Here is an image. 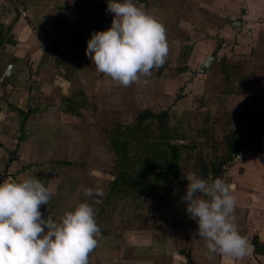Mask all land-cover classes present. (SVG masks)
Segmentation results:
<instances>
[{"label": "rangeland", "instance_id": "1", "mask_svg": "<svg viewBox=\"0 0 264 264\" xmlns=\"http://www.w3.org/2000/svg\"><path fill=\"white\" fill-rule=\"evenodd\" d=\"M4 2L9 5L0 3V6L6 8L10 15L13 14V21L9 23L12 30L8 35L11 39L16 38L13 33V23L21 17L26 19L32 29L23 46L2 51L3 63H7L10 56L17 54V56H23L22 52H26L22 57L26 67L30 69L35 67V71L29 73L31 82L25 86L30 94L27 96L22 90L15 89L21 93L19 92V95L14 98L13 106L25 109L27 107H24L23 103L28 106L27 100H30L37 109L36 115L29 117L25 128L24 126L20 128V113L18 111L15 113L10 120L13 127L7 137L6 141L9 142L7 145L12 148L19 142L28 140L32 146L30 148L34 149L39 157H36L34 162L29 161L27 165L34 164L37 167L36 172L45 161L44 158H48L46 154L49 155L52 150L57 152L54 155L59 157L58 163L68 158L70 167H65L63 174H60V169L64 165L58 164L59 179L56 193L61 192L60 195L65 196L68 200L66 203L73 204L72 207L87 197L82 191L83 187L102 188V196L92 195L94 202L103 207L96 212L97 222L101 231H109L117 236L123 234L121 238L124 255L129 256V249L124 246L128 236L125 233L133 231L132 234L139 235L141 231H149L155 236L157 242H170L171 251L174 249L179 255L188 253L195 262L199 261L201 264H213L212 257L208 256L209 251L206 254L202 252L205 240L199 238L198 223L190 217L186 210L187 202L181 197L185 194L189 183L185 178L188 173L196 172L209 180L218 177L214 174H204L201 168L202 160L215 161L225 156L229 152V141L233 143L234 140V144L241 145L237 143L236 138L239 135L243 137L242 130L238 127L245 125L246 113L229 111L225 105V97L221 98L224 102L219 103L220 99L216 94L217 91L224 90L227 85L223 70L225 62L223 63L222 60L217 67L212 68L207 77L203 75L204 73L201 75L198 73L196 76L191 74L188 75L189 79L185 78L186 85L185 82H180L184 80L181 74L191 69L186 63V57H193L194 47L200 44V41L196 39L193 46L189 45L193 39L185 32L180 34L178 40V44H183V54L179 64L176 62L178 50L171 48L174 54L166 58L167 62L154 67L148 75L141 74L138 81L124 86L108 74L99 72L85 51L93 30H103L112 24L115 14L107 11V0H4ZM135 3L150 13V9H158L162 1L157 0L153 4V1L144 3V0H137ZM20 8L26 12L25 16H21ZM154 17L162 23L160 16ZM174 22L173 26L176 27ZM15 45H17L16 41ZM19 51L22 52L19 53ZM221 73L223 75L218 79L220 83L215 85L214 80ZM35 74L36 77L41 76V78L37 80V83H32L36 79L32 77H35ZM194 77L201 80L200 85H203L204 78L207 83L195 94L192 92L194 86L187 90V86L193 82ZM113 93L116 94L113 95ZM21 99L24 101L21 102ZM70 110H75L78 114L71 115L68 112ZM144 110H151L157 115L167 111L169 116L164 120L169 122L172 129H179L185 134V138L176 143L183 146L195 144L197 149L184 150L185 160L182 161L179 178L176 181L163 179L157 185V190L151 193V197L136 200L129 197V193L126 192L128 187L123 181H119L117 190L112 189L116 173V156L109 135L112 130L123 126H134L136 131L139 130L136 118ZM262 118L261 115L255 122L262 124ZM50 124L52 128L47 127ZM144 125H148L149 128L140 127L138 131L140 139L144 140V137L148 135L149 138L146 140L148 142L152 140L154 134L159 135L160 121L158 119L146 120ZM254 126L257 124L254 123ZM51 136L52 141L48 140ZM243 140L246 141L243 138L240 142ZM135 145L139 146L138 141ZM45 146L51 149L47 153L44 151ZM5 147L4 143H0V148L6 150ZM16 148L13 147L11 151L6 150L10 155L7 152L0 158L1 175L10 177L12 175L13 178L19 175L18 172L15 175L17 168L12 161V159L17 160ZM139 152V148L133 146V160ZM23 162L26 163L25 160ZM143 162L147 165L148 160L144 158ZM235 163V160L229 163L227 168H234ZM138 165L142 166V163L138 162ZM55 169L58 170L57 167ZM50 170L54 171L53 168ZM230 171L224 169L219 177H223L230 183L232 180ZM54 200V197L50 199L47 210L52 212L53 218L60 219L68 210L74 209L61 207V202ZM161 209H164L166 213L165 218L160 216ZM101 238L103 242H109L100 236ZM196 252L197 255H193ZM217 258L216 264L224 262L225 258L221 257L222 260L220 257ZM214 261H216L215 256Z\"/></svg>", "mask_w": 264, "mask_h": 264}, {"label": "crops", "instance_id": "2", "mask_svg": "<svg viewBox=\"0 0 264 264\" xmlns=\"http://www.w3.org/2000/svg\"><path fill=\"white\" fill-rule=\"evenodd\" d=\"M152 1L154 4L157 0H144V3ZM159 1H162V4H160L158 9H150V14L161 16L162 23L166 24L164 26L166 28L168 26L166 29L169 43L167 57L170 58L171 54H174L170 50L171 48L177 49L178 59H176V62L180 63L179 59L183 54V44H178L180 34L186 32L192 36L193 41L189 44L191 46H193L194 40L198 39L200 41V44L194 47V51L198 50L199 53L192 51L194 56L186 57V63L191 69L181 74L184 80H180V82H185L186 85L185 78L188 77L189 79L188 75L192 74L196 76L198 73L201 75L202 68L206 67L207 63H210L203 74L207 77L211 73V69L217 67L223 60V63L225 62L223 70L224 74L226 73L227 85L224 90H219L216 93L220 99L219 103L224 102L221 98L225 97V105L229 111L246 113L244 117L246 120L245 125L238 127L242 130L243 137H240L238 134L239 137L236 138L238 144H244V151L235 157V167L227 169L231 170L230 175L232 180L230 184L234 185L233 192L237 198L234 211L235 222L240 232L247 238L248 251L240 257L224 255L219 252L210 253L208 256L212 257L213 264L218 262L217 257H220L221 260L225 258L221 264H254L256 262L264 264V0ZM7 2L10 4L9 1ZM0 3L9 5L5 4L4 0H0ZM0 16V24L5 27L10 26L9 23L13 21V14L10 15L6 8L0 6ZM19 20H15L13 23V33L16 35V38H13V40L17 42V45L10 46L9 44H5L4 46H0L1 85L4 91L8 90L9 94L11 93L6 102L0 100V143H4L5 149L8 151H11L13 147L16 148L18 145V148H16L18 153L16 154L17 160L12 159V161L16 164L17 168L15 175L18 172L20 176H16L13 180H23L28 176L36 175L53 189L52 198H55L54 201H60L61 207L75 208L76 206L72 207L73 204L66 203L68 200H66L65 196L60 195L61 192L56 193L59 179V174L57 173L59 172L58 164L60 166L64 165L60 169V174H63L65 167H70L69 163L66 164L69 161L68 158L62 160L64 163H61V160L58 163L59 157L54 155L57 152L55 153L52 150L49 155L46 154L48 158H44L45 161L41 163L42 166L36 172L35 169L37 167L34 164H31V166L27 165L30 163L29 161L32 160L34 162V159L36 160V157H39L34 149L30 148L32 146L28 140L23 143L19 142L12 148L7 145L9 142L7 143L6 140H8L7 137L10 135V130L13 127L10 120L13 119L18 109V106H13L15 103L14 98L19 95V92L15 89L22 90L28 96L30 92L28 89H25V86L28 82H31L29 80L31 78L29 73L35 71V67L33 68L32 66L34 70L26 67L25 60H22L26 52L19 51V53H24L23 56H17V54L10 56L11 58L7 59V63L2 62L4 59V55H2L3 49L9 51L11 47L23 46L24 41L28 40L29 33L32 31L26 19L21 17ZM173 21H175L176 27L173 26ZM10 64L13 65V70L12 75L9 76L5 74V71ZM177 65L172 66L176 67ZM222 75L221 73L219 77L217 76L218 78L216 77L214 80L215 85L220 83L218 79ZM32 77L33 79L36 78L32 83H37V80L41 78V76L36 77V74L35 77ZM200 81V79L194 77L193 82L187 86V90H190L194 86V91H192L194 94L197 90L200 91L207 85L205 78L203 85H200ZM115 94L113 93V95ZM23 101L24 99H21V102ZM27 103L28 106L23 103L24 107L27 108H20L24 114H27L29 110L35 109L30 100H27ZM36 110L27 119L20 114V128L21 126L26 127L27 121L30 119L29 117L36 115ZM261 115L263 117L261 120L262 124L255 122ZM254 123L257 126H254ZM47 127L52 128V124ZM256 136L257 138H255ZM243 138L246 141L240 142V139ZM48 140L52 141L53 137H49ZM250 141L258 149L257 153L248 151L246 145ZM50 143L48 145L51 147ZM45 147L44 151L46 153L51 150L47 146ZM6 150L0 148V158L8 152ZM7 154L10 155L9 152ZM42 154L44 155V153ZM54 161L56 162L55 164L53 163ZM52 168L54 171L50 170ZM48 205L43 204L44 210L52 215V212L47 211ZM49 210H51L50 206ZM54 219L59 220L58 217ZM183 231L185 232V230ZM131 232L125 233V235H128L127 243H124V246L129 249V256H127L122 252L123 240L121 236L123 234L121 236L118 234L117 236L115 233L101 231L100 229V234L98 233L96 237L98 244L89 254V264H188L187 255L184 252V255H179L175 253L174 249L171 251L170 242H167L169 244L157 242L154 238L155 236L149 231H141L139 235H134ZM100 236L104 240H109V242H103ZM208 251L205 243L202 252L206 254ZM193 255L196 256L197 252ZM214 256L216 257V261H214ZM196 263L201 264L199 261H196Z\"/></svg>", "mask_w": 264, "mask_h": 264}, {"label": "clouds", "instance_id": "3", "mask_svg": "<svg viewBox=\"0 0 264 264\" xmlns=\"http://www.w3.org/2000/svg\"><path fill=\"white\" fill-rule=\"evenodd\" d=\"M107 11L115 14L111 26L93 30L85 50L99 72L128 86L165 63L169 43L163 23L135 0H107ZM185 178L189 183L181 199L209 253L245 255L248 242L235 222L234 185L196 172ZM82 191L103 195L99 187ZM52 195L53 189L36 175L0 181V264H89L100 232L94 205L82 200L57 220L41 210Z\"/></svg>", "mask_w": 264, "mask_h": 264}, {"label": "trees", "instance_id": "4", "mask_svg": "<svg viewBox=\"0 0 264 264\" xmlns=\"http://www.w3.org/2000/svg\"><path fill=\"white\" fill-rule=\"evenodd\" d=\"M11 30L12 26L7 28L0 24V46H4L5 44L15 45V41L8 36L10 35ZM7 97H9V91H3L0 100L6 102ZM34 110H29L27 114H24L20 109H17L25 119H27ZM69 113L71 115L78 114L75 110H70ZM168 116L169 113L167 111L157 115L151 110H144L139 114L136 118V124L139 130L141 126L149 128L148 125H144L146 120L155 118L160 121V125L158 126L159 135L156 136L154 134L151 138L152 140L148 142H146V140H148L149 136L146 135L144 140L140 139L138 137L139 130L136 131L134 126L118 127L111 131V135H109L110 142L116 156V173L114 174L112 189L117 190L119 181H123L125 186L128 187V191L126 192L129 193V197H133L136 200H144L151 197V193H153L154 190H157V185L161 180L169 179L171 182H174L179 178L182 161L184 159V150L194 151L197 149V146L195 144L183 146L182 144L176 143V141L184 139L185 134L179 129H172L169 126V122L164 120L165 118H168ZM137 141L139 146L135 145ZM133 146L138 147L140 150L139 155L135 156V160H133L132 155ZM241 146L242 144L239 146L229 141V152L219 160H200L204 174H214L215 177L222 174L224 169H227L229 166L228 164L233 162L235 157L239 156L241 152L244 151V146ZM246 147L248 148V151H252L253 153L258 152V149L255 148L252 141H250ZM140 154H142V156ZM137 157L138 162L142 163V166H139L138 162H136ZM144 158L148 160L146 163L147 165H144ZM67 163H69V161L66 162V164ZM145 166L147 168H144ZM8 179H13V177L8 176ZM85 200L94 205L96 212L103 208L94 202L93 196H87ZM41 210L45 216L49 215L44 210L43 204L41 205ZM160 216L165 218L166 213L164 209H161ZM185 255H187L188 264H198L191 258L190 254L185 253Z\"/></svg>", "mask_w": 264, "mask_h": 264}, {"label": "built area", "instance_id": "5", "mask_svg": "<svg viewBox=\"0 0 264 264\" xmlns=\"http://www.w3.org/2000/svg\"><path fill=\"white\" fill-rule=\"evenodd\" d=\"M19 11H20V13H21V15H23V16H25L26 15V12L24 11V9L23 8H20L19 9ZM12 70H13V65L12 64H10V65H8V68H7V70L5 71V74H12ZM2 80H0V97H1V95H2V92L4 91V89H3V87H2ZM8 179V176H6V175H1L0 174V181H3L4 179Z\"/></svg>", "mask_w": 264, "mask_h": 264}, {"label": "bare ground", "instance_id": "6", "mask_svg": "<svg viewBox=\"0 0 264 264\" xmlns=\"http://www.w3.org/2000/svg\"><path fill=\"white\" fill-rule=\"evenodd\" d=\"M146 3H147V2H146ZM105 5H106V4H105ZM0 17H1V16H0ZM160 18H161V16H160ZM7 28H8V27H7ZM217 46H218V45H217ZM51 51H52V50H51ZM51 51H50V52H51ZM162 72H163V71H162ZM12 88H13V87H12ZM19 92H20V91H19ZM20 93H21V92H20ZM17 96H18V95H17ZM44 105H45V104H44ZM68 112H70V111H68ZM62 123H63V122H62ZM70 124H71V123H70ZM33 147H34V146H33ZM67 156H68V155H67ZM34 157H35V156H34ZM77 158H79V157H77ZM108 159H109V158H108ZM34 160H35V159H34ZM99 161H100V160H99ZM107 165H108V164H107ZM111 165H112V164H111ZM175 204H176V203H175ZM174 206H175V205H174ZM183 227H184V226H183ZM183 227H182V228H183ZM188 236H189V235H188ZM194 239H195V238H194Z\"/></svg>", "mask_w": 264, "mask_h": 264}, {"label": "water", "instance_id": "7", "mask_svg": "<svg viewBox=\"0 0 264 264\" xmlns=\"http://www.w3.org/2000/svg\"><path fill=\"white\" fill-rule=\"evenodd\" d=\"M209 65H210V63H207V64H206V67L209 66ZM206 67L204 66V67L202 68V69H203L202 71H204V70L206 69Z\"/></svg>", "mask_w": 264, "mask_h": 264}, {"label": "flooded vegetation", "instance_id": "8", "mask_svg": "<svg viewBox=\"0 0 264 264\" xmlns=\"http://www.w3.org/2000/svg\"><path fill=\"white\" fill-rule=\"evenodd\" d=\"M202 70H203V69H202ZM202 70H201V71H202ZM206 70H207V69H205L204 71H202V73L206 72Z\"/></svg>", "mask_w": 264, "mask_h": 264}]
</instances>
